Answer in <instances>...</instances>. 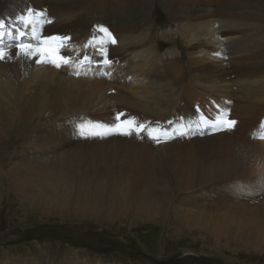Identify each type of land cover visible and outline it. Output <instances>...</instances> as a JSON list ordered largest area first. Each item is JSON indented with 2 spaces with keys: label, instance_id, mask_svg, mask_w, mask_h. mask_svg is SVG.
Listing matches in <instances>:
<instances>
[{
  "label": "bare ground",
  "instance_id": "6f19581e",
  "mask_svg": "<svg viewBox=\"0 0 264 264\" xmlns=\"http://www.w3.org/2000/svg\"><path fill=\"white\" fill-rule=\"evenodd\" d=\"M144 1L0 0V20L7 23L13 36L17 28L28 38L34 34L67 36L71 39L64 42L61 53H74L71 66L60 68L18 57L0 62L2 113H14L13 106L8 108L10 104L5 102L17 97V107L38 113L33 120L40 126L38 137H30L34 142L28 153L14 150L6 170L10 188L30 204L43 202L58 207L64 218L79 212L98 222L103 215L102 199L109 200L111 190L116 193L111 201L114 212L126 206L130 209L131 204L137 210L150 204L157 210L164 205L175 209L197 192L222 191L225 187L220 180L229 181L228 187L241 185L239 193L232 190L233 198L244 203L264 201L263 191L256 190L264 186V139L254 138L264 131L263 91L258 95L264 85V0H169L170 8L165 11L170 17L159 29L148 21L149 13L143 14L152 1ZM90 5L93 15L85 23L93 32L81 25L74 28L77 24L72 22L82 11L90 10ZM28 8L36 15L26 25L20 17ZM39 25L46 33L37 29ZM100 27L111 32L115 44ZM156 39L160 42L154 43ZM15 42L5 38V45ZM163 44L167 49L160 55ZM85 53L91 62L81 65ZM99 53L103 55L96 57ZM184 57L194 72L191 81L183 78ZM23 87H28L27 91ZM257 88L258 96H245ZM168 92L170 100L158 99ZM215 111H226L227 119L237 121L232 130H222L217 151L202 147L206 143L194 138L202 132V123L209 126L210 120L217 118ZM13 116L8 115L7 120H14ZM128 119L167 129L170 138L157 144L144 133L137 137L134 130L131 135H122L115 130L116 124ZM179 131L189 134V142L178 143L182 137ZM68 137L76 145L84 143V149L77 147L72 153L82 156L64 162L53 176L45 177L54 169H41L40 162L47 161L45 155L54 144ZM67 147L62 145L64 151ZM224 158L227 170L222 168ZM2 178L0 164V185ZM93 187L95 198L89 205ZM27 263L14 256L0 261Z\"/></svg>",
  "mask_w": 264,
  "mask_h": 264
},
{
  "label": "rangeland",
  "instance_id": "374dc122",
  "mask_svg": "<svg viewBox=\"0 0 264 264\" xmlns=\"http://www.w3.org/2000/svg\"><path fill=\"white\" fill-rule=\"evenodd\" d=\"M151 1L152 5L149 4L144 9L143 14L149 13L148 21L153 25H157V29L162 28L170 17L168 11H165L170 8L169 0ZM144 2L146 3V0ZM91 6L89 7L90 10ZM90 10L82 11L80 18L72 22L73 25H78L74 28H80L79 25H81V28L85 26V30L91 32V25L87 26L88 24L85 23H89L93 15V10ZM37 29L46 33L45 28L43 30V25H39ZM158 41L156 39L154 43H158ZM161 47L159 54L163 55L164 50L167 49V44H163ZM102 55L103 53H99L96 57ZM183 62V78L186 81H191L194 78V72L188 64V58L184 57ZM102 67H104L103 62ZM26 88L28 89V87H23L24 92L27 91ZM260 89L262 90L259 91ZM257 90L258 88L255 91L251 90L252 92L249 91L250 93H246L245 96L249 97L251 95L250 98H252L260 95L259 92L262 91V94H264V85L259 88L258 95H256ZM237 94L234 93L233 96L238 98L239 94ZM168 95L169 92L158 99L166 100L168 98L170 100ZM29 98L33 99L35 97L29 96ZM17 100L18 98L15 97L11 102H5L10 104L8 108L12 109L11 106H13L15 114L11 111L3 114L0 108V117L2 116L0 118V164L3 177L0 185V261L8 256H14L24 259L28 262L27 264H65L68 260L71 261L70 264L72 262L76 264L78 262L79 264H264V201L244 203V201L233 198L232 190L239 193L241 185L235 184L231 186L232 189L228 187L227 183L229 181L227 182V180H225L226 182L220 180L223 183H221L222 186L225 187L222 191L206 189L204 193L197 192L187 203L176 205L175 209L170 208L169 205H164L161 210H157L152 208V204H150L143 210H137L136 206L131 204L130 209L126 206L114 212L111 201L116 193L113 190H111V193L105 191L104 193H110V198L109 200L102 199L104 206L101 210L103 215L100 222L86 216H80L79 212L64 215V218L60 209L55 208L52 204L44 205L43 202L41 204L31 202L30 204L29 200L24 198L21 193L10 188L11 180L6 171L8 163L16 152L28 153L29 149L27 148L33 145L34 142V140H30V137L33 136L36 139L38 137L37 132L40 130L36 120H33L37 119L38 113L34 115L30 113L33 111L29 108L17 107ZM8 115H14V120H10L13 121V124L7 120ZM52 117L51 115L50 118ZM198 120L205 123L207 121L205 119ZM206 124L202 123V132L194 138H201L203 140L201 143H206L202 147L205 148L207 145L208 149L213 148V151H217L219 145L221 146L218 141L223 134L221 133L222 130L213 131L211 120L209 126ZM30 125L32 126L30 127ZM199 128L196 129L199 130ZM12 130L13 132L10 133ZM10 134H13L11 138ZM178 134L182 135L178 143L189 142V134L186 131H179ZM63 144L68 145L65 151L62 148ZM76 144L68 137L65 141L53 145V150H49L48 155H45L47 161L40 162L41 169H43L42 167L54 169L51 173L46 171L45 177L49 174H51L50 177L53 176V173L59 171V168L65 165L64 162L82 156V154H77L79 156L72 154L78 150L77 147L79 149L84 147V143ZM70 150L71 152H69ZM233 151L235 152L234 149ZM233 151L231 159L234 161L236 152ZM61 159L64 161H60ZM226 159L223 160L222 168L227 170L224 163V161L227 162ZM19 160L24 161L23 159ZM95 189L96 187H93V193L89 194V205L92 204V200L95 198ZM256 190L264 193V186L260 189L256 188ZM179 195L175 196L177 200L180 199ZM227 195L228 197H226ZM21 196H23V199ZM235 200H238L237 204ZM240 204L241 206H239ZM237 205L239 209H237ZM226 207L229 209L227 210ZM249 210L250 212H248ZM90 211L92 210L90 209Z\"/></svg>",
  "mask_w": 264,
  "mask_h": 264
},
{
  "label": "snow or ice",
  "instance_id": "6c2138e0",
  "mask_svg": "<svg viewBox=\"0 0 264 264\" xmlns=\"http://www.w3.org/2000/svg\"><path fill=\"white\" fill-rule=\"evenodd\" d=\"M36 15L35 11L31 8L26 9V15L20 17V21L27 25L29 18ZM50 22V21H49ZM35 33V30H32ZM100 31L104 32L108 37L111 38V43L115 44L116 40L112 37L111 32L108 31L107 28L100 27ZM9 40H15L16 42L7 43L5 45V38ZM71 38L67 36H48L43 37L36 36L35 34L28 38L26 33L20 31L18 28L16 29V34L13 36L12 32L8 29V25L4 20H0V62L5 60H12L14 57H18L23 60H30L37 64L47 63L51 64L56 68H60L63 65L71 66L72 55L74 54H62L61 50L65 47L66 41H69ZM91 44L85 47L87 48ZM15 50L14 54L12 50ZM91 62L87 53L83 56L80 63L81 65L85 64V62ZM110 61H105V63H109ZM79 74V73H77ZM123 115L118 114L117 120L120 119V116ZM212 130H232L237 121L227 119L226 111L223 114L217 115V118L214 121H211ZM116 131H118L122 135H131L132 131H135L137 137H140L141 133L146 134V136L159 144L168 136V130L162 129L159 126L153 128L145 123H137L134 119H128L121 122V125L116 126ZM259 139H264V131L258 137Z\"/></svg>",
  "mask_w": 264,
  "mask_h": 264
}]
</instances>
